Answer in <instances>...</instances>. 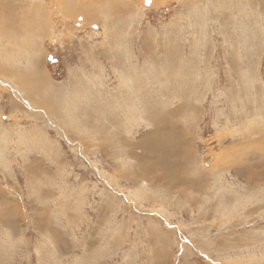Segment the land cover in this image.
<instances>
[{
	"label": "rangeland",
	"instance_id": "374dc122",
	"mask_svg": "<svg viewBox=\"0 0 264 264\" xmlns=\"http://www.w3.org/2000/svg\"><path fill=\"white\" fill-rule=\"evenodd\" d=\"M40 1L35 62L0 55V264H264V0Z\"/></svg>",
	"mask_w": 264,
	"mask_h": 264
},
{
	"label": "bare ground",
	"instance_id": "6f19581e",
	"mask_svg": "<svg viewBox=\"0 0 264 264\" xmlns=\"http://www.w3.org/2000/svg\"><path fill=\"white\" fill-rule=\"evenodd\" d=\"M80 0H66V13L67 15H74V14H78L76 11H84L87 12L88 14H91L92 11L94 10L93 14H97V13H101V10H103V8L97 7L94 8L93 5L96 1L101 2V4L107 2L106 0H88L89 3L87 2V4L85 5H81L83 3L79 2ZM10 2V1H9ZM33 2V1H32ZM39 2V3H38ZM36 4L35 2L32 3L33 5H35L33 8L30 7V5L32 6V4L30 3H21V7H17L16 10L12 8L13 12L9 15L5 13L4 10V15L7 16V20H3L2 22V28H3V33L6 34V36L8 37H13L18 36V40L19 42L22 40V38L28 39L29 36L30 38H34L35 36L38 37V35L40 33H45L47 31L48 28V24H47V14L44 10L45 6L43 7V2H41L40 0L38 1ZM42 4V5H41ZM99 5V4H98ZM115 6V5H114ZM116 6L119 8V11L121 12L124 8H128L130 10V12L132 13V8L129 5V3H127V1H123V0H118L116 1ZM30 9V10H29ZM96 10V11H95ZM15 11V12H14ZM62 11V10H61ZM60 11V13H61ZM104 11L106 14H109L110 10H107L104 8ZM97 12V13H96ZM108 12V13H107ZM111 14V12H110ZM116 14V13H115ZM88 16V15H87ZM92 16V15H90ZM89 16V17H90ZM95 16V15H94ZM111 16V15H110ZM63 17V16H62ZM96 17V16H95ZM112 18V17H111ZM113 19V18H112ZM50 20V19H49ZM95 20V19H94ZM51 21V20H50ZM52 23V22H51ZM109 24V23H108ZM41 28H44L41 30ZM13 34V36L11 35V33ZM111 32V31H110ZM116 32V31H115ZM16 40V38H14V41ZM8 41V40H7ZM16 43V42H15ZM27 43V42H26ZM18 44V42H17ZM30 44V43H29ZM23 45V49L24 47L27 49L28 45ZM36 49H39V45H35ZM34 52V51H33ZM33 62V61H32ZM35 62V60H34ZM36 64V63H35ZM33 67V66H32ZM19 75V74H18ZM41 76V75H40ZM38 76H33V74H29L27 76V80L25 83L27 84V86L29 87L31 84V82L33 83H37V84H41L42 82H40L39 80L36 81ZM24 79V78H23ZM24 79V80H26ZM36 79V80H34ZM43 80V79H42ZM41 80V81H42ZM0 82L1 79H0ZM42 86H44V84L42 83ZM31 88V87H30ZM48 102V100L46 101V103ZM41 103V102H40ZM44 103V106L46 107L48 104ZM54 104V103H53ZM31 106V105H30ZM43 106V105H42ZM51 107V105H50ZM48 108V106H47ZM54 110V109H53Z\"/></svg>",
	"mask_w": 264,
	"mask_h": 264
},
{
	"label": "crops",
	"instance_id": "0c3cea01",
	"mask_svg": "<svg viewBox=\"0 0 264 264\" xmlns=\"http://www.w3.org/2000/svg\"><path fill=\"white\" fill-rule=\"evenodd\" d=\"M7 1V0H6ZM10 1V0H9ZM8 1V4H7V6H8V9H4L5 11H6V14H11L12 12H13V10L15 9L16 10V8L17 7H21L20 5H21V3H26V2H24L25 0H18V1H10L9 2ZM5 5H6V3H5ZM30 5V4H29ZM35 5H33L32 4V6L30 5V7L31 8H33ZM12 8H13V10H12ZM15 12V11H14ZM8 16V15H7ZM11 33V32H10ZM2 34H4V33H2ZM2 34H1V36H0V40H1V42H0V44L2 43ZM11 35L13 36V34L11 33ZM13 37H15L16 38V40H15V42H18L19 40V38H18V36H13ZM13 44H14V42H12ZM30 43V44H29ZM28 44L31 46V48L32 49H26L25 47H24V49H20L18 46V48H13V46H11V45H5V42H3L2 44H1V46H0V55H2V54H4V56L3 57H5L6 56V58H7V60H5V58H2L3 59V61L4 62H8V60H11V62H13L14 61V55L13 54H22V52L23 51H27L28 53L29 52H32L36 47H35V45H36V42H35V40L33 39V38H30V40L28 41ZM6 46V47H5ZM10 49H12V50H10ZM30 61L29 62H32L35 58H37V55H36V57H35V52L34 53H31L30 54ZM7 70L8 71H13V70H10V68L8 69L7 68ZM13 75V74H12ZM42 87V85H40V88ZM40 91L42 92V90L40 89ZM54 98V97H53Z\"/></svg>",
	"mask_w": 264,
	"mask_h": 264
},
{
	"label": "flooded vegetation",
	"instance_id": "af4514ba",
	"mask_svg": "<svg viewBox=\"0 0 264 264\" xmlns=\"http://www.w3.org/2000/svg\"><path fill=\"white\" fill-rule=\"evenodd\" d=\"M147 2H148V4H150L149 2L151 1V0H146Z\"/></svg>",
	"mask_w": 264,
	"mask_h": 264
}]
</instances>
